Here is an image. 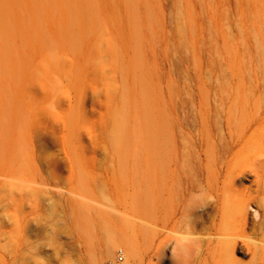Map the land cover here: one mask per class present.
I'll use <instances>...</instances> for the list:
<instances>
[{"label":"rangeland","instance_id":"374dc122","mask_svg":"<svg viewBox=\"0 0 264 264\" xmlns=\"http://www.w3.org/2000/svg\"><path fill=\"white\" fill-rule=\"evenodd\" d=\"M198 157L222 163L215 234L208 188L171 212L154 185ZM263 165L264 0H0V264L223 261Z\"/></svg>","mask_w":264,"mask_h":264},{"label":"bare ground","instance_id":"6f19581e","mask_svg":"<svg viewBox=\"0 0 264 264\" xmlns=\"http://www.w3.org/2000/svg\"><path fill=\"white\" fill-rule=\"evenodd\" d=\"M192 160L185 162L179 158L162 159L158 164V173L154 184L155 189L160 198H164L165 194H169L173 196V198H176L171 205V212H174L176 205H178L176 201L184 202L185 199L193 195L194 192L200 191L202 186L208 188L213 197V205L204 207L202 210L204 219L202 220L201 228L203 231L207 232V234H209V232L215 234V232H217L216 229L222 226L224 207H226L223 202L222 190L218 187V172L222 163L210 159L204 160L199 157ZM263 166L250 167H255L251 177H254L252 182L256 186L255 188L258 193L260 192L259 190H262V193H264V179L258 173V169ZM238 175L239 174L236 176ZM252 201L257 203L264 213V200L254 198ZM204 204L205 202L201 199L195 207L202 209L203 206H205ZM230 217H232L233 221L241 228V231L245 235V237L242 236L244 240L242 239L239 241L232 236H228L224 247L221 248L220 251L224 260L217 259L214 253H208V257L206 256L204 264H238L235 258V255L238 253L242 254V256L250 255L253 260L252 264H264V253H260L257 257L255 255L256 247L254 246V242L246 237V233H248L249 236H257L261 232L264 228V215H258V212L251 208L250 200H238L234 204V207H232V216ZM212 231H214V233H212ZM178 243L181 244L180 250L184 252V246L181 241H178ZM113 245H115L114 241L110 240L107 244V249L110 250ZM130 250L131 253H133V248H130ZM209 256L210 259L208 260Z\"/></svg>","mask_w":264,"mask_h":264},{"label":"built area","instance_id":"2783aa9c","mask_svg":"<svg viewBox=\"0 0 264 264\" xmlns=\"http://www.w3.org/2000/svg\"><path fill=\"white\" fill-rule=\"evenodd\" d=\"M115 255H116L117 260H119L120 262L123 261L124 253H123L122 249L118 248L115 252Z\"/></svg>","mask_w":264,"mask_h":264}]
</instances>
